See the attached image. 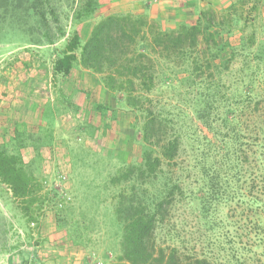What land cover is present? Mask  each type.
<instances>
[{"label":"trees","instance_id":"1","mask_svg":"<svg viewBox=\"0 0 264 264\" xmlns=\"http://www.w3.org/2000/svg\"><path fill=\"white\" fill-rule=\"evenodd\" d=\"M62 1L0 0V21L17 25L36 45L65 39L53 62V76L63 83L60 93L67 107L71 108L69 83L75 66L80 65L101 75L108 90L123 93L124 105L141 116V158L112 178L114 185L126 186L114 209L122 226L120 255L114 264H264L252 254L255 249L264 254V115L258 108L262 97L250 94L251 83L246 93L224 95L218 85L203 79L191 105L194 118L208 134L175 125L171 112L156 113L149 105L157 85L166 83L173 72L174 65L169 68V64L186 66L188 76H204L218 59L224 68L231 66L238 42L232 39V29L243 22V15L225 11L217 21L213 13L204 11L196 19L180 22L174 30L164 26L159 30L144 17L113 13L100 20L83 41L79 28L68 32L63 26L58 13ZM66 2H70V10L74 8L75 21L100 11L98 0ZM238 2L244 4V0ZM202 44L208 50L203 54ZM260 44L253 54L264 75V41ZM226 51L230 58L223 60ZM96 108L103 111L100 105ZM16 139L18 145L12 150L9 144H0V196L8 195L10 204L32 221L36 220L31 214L34 207L43 208L45 198L39 197L35 162L23 158L26 139ZM32 144L39 154L42 140ZM183 153L188 159L182 163ZM191 175L197 185L190 194L199 204L203 226L222 248L217 256L185 253L176 243L167 246L160 242L166 215L183 196ZM155 184L157 187L152 186Z\"/></svg>","mask_w":264,"mask_h":264},{"label":"rangeland","instance_id":"2","mask_svg":"<svg viewBox=\"0 0 264 264\" xmlns=\"http://www.w3.org/2000/svg\"><path fill=\"white\" fill-rule=\"evenodd\" d=\"M98 1V14L75 21L74 8L70 10V2L63 0L58 13L66 30L79 28L86 41L94 26L113 13L144 17L154 29L160 30L159 26H164L174 30L180 22L196 19L200 12H211L217 21H221L225 11H238L243 15V22L232 29V39L238 42L231 66L224 68L218 59L204 76L197 73L188 76L184 71L186 66L178 62L169 64V68L174 65L173 72L170 71L166 83L157 85L151 94L153 103L149 105L156 113L171 112L175 125L208 134L194 118L191 105L198 86L203 79H208V84L218 85L224 95L242 90L246 93L251 83L250 94L262 97L258 108L264 115V75L253 54L264 41V0L259 3L258 0H244V4L238 0H173L174 6L165 15L161 9L143 14L137 4L130 8L132 10H125L128 7L124 5L131 2L128 0ZM160 1L164 0L148 1L145 6ZM255 2L258 5L254 10ZM65 43L61 38L51 45H36L19 31L17 25L0 21V144H9L12 150L18 145L16 137H25L28 148L23 150V158L26 162H35L41 190L39 197L45 198L44 207H34L31 213L36 220L30 221L19 207L10 204L8 195L0 196V264H20L18 249L31 246L39 249L41 243L36 244L38 240L33 239L39 238V224L46 215L55 220L56 227H52V232L58 231L69 237L70 242L86 248L94 264H114L120 255L122 226L114 209L119 193L126 186L114 185L112 178L137 164L141 158V116L124 105L123 93L108 90L101 75L80 65L75 66L69 83L71 108L67 107L60 93L63 83L53 76V62ZM206 48L205 44L201 45L202 54L208 52ZM229 58L230 52H224L223 60ZM91 88L94 90L90 91ZM97 104L103 111H98ZM40 139L43 146L37 154L32 141ZM187 159L183 153L180 162ZM58 167L64 172L65 179H60L61 173L56 172ZM187 183L183 196L176 199L166 215L160 242L167 246L176 243L185 253L217 256L222 248L215 245L216 237L203 226L199 204L190 194L197 185L193 175ZM152 186L157 187L156 184ZM33 222L38 225L33 227ZM48 230L51 231L49 227ZM39 251L30 254L22 264L27 260L40 264ZM254 251V257L264 261L262 250Z\"/></svg>","mask_w":264,"mask_h":264},{"label":"crops","instance_id":"3","mask_svg":"<svg viewBox=\"0 0 264 264\" xmlns=\"http://www.w3.org/2000/svg\"><path fill=\"white\" fill-rule=\"evenodd\" d=\"M128 1L131 2L130 4L124 5V7L125 6L128 7V9L125 10H132L130 8H134V6L137 4V6L141 7L142 11H144L143 14L145 13L148 14L155 10L161 9L162 11H164L163 15H165L166 11H169L171 7L174 6L173 0H164L152 4H147V6H145V4L148 3V1H153V0H128ZM92 89L94 90V88H91L90 91H92ZM60 170L61 167L60 168L58 167V171L56 172L64 174V172ZM51 217L52 216L50 215H46V217L40 222L39 230L41 232L38 234L39 238L33 239V240H38L36 244L40 245L41 243V246L39 247L40 251L39 249H35V246L28 247L27 249H18L17 257L19 258L18 260L20 264L25 262V260L28 259L30 254H35L33 253L35 251L36 252L39 251L38 252L39 256L41 255L40 264H94V262L91 261L92 260L91 255H89L88 250L86 248L77 246L75 243L70 242L69 237H66L62 233H59L58 231L54 230V232H52V227H54L55 229L56 224H55V220H53ZM45 219H47L48 221H44ZM48 227L51 229V231L48 230ZM38 253L36 254L38 255ZM43 256H46V259H44ZM47 257H49V259H47ZM27 262L33 264V261L27 260Z\"/></svg>","mask_w":264,"mask_h":264},{"label":"built area","instance_id":"4","mask_svg":"<svg viewBox=\"0 0 264 264\" xmlns=\"http://www.w3.org/2000/svg\"><path fill=\"white\" fill-rule=\"evenodd\" d=\"M60 175V179L62 178V179H65V175L64 174H59ZM70 198H68V200H69ZM60 207H61V205H60ZM33 227H35L37 224L36 223H32L31 224Z\"/></svg>","mask_w":264,"mask_h":264}]
</instances>
